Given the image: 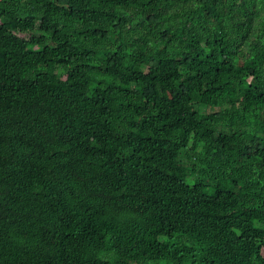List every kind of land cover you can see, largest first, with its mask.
Returning <instances> with one entry per match:
<instances>
[{
    "label": "trees",
    "instance_id": "obj_1",
    "mask_svg": "<svg viewBox=\"0 0 264 264\" xmlns=\"http://www.w3.org/2000/svg\"><path fill=\"white\" fill-rule=\"evenodd\" d=\"M0 264H264V0H0Z\"/></svg>",
    "mask_w": 264,
    "mask_h": 264
},
{
    "label": "rangeland",
    "instance_id": "obj_2",
    "mask_svg": "<svg viewBox=\"0 0 264 264\" xmlns=\"http://www.w3.org/2000/svg\"><path fill=\"white\" fill-rule=\"evenodd\" d=\"M41 48V46H35V47H33V49H40Z\"/></svg>",
    "mask_w": 264,
    "mask_h": 264
}]
</instances>
